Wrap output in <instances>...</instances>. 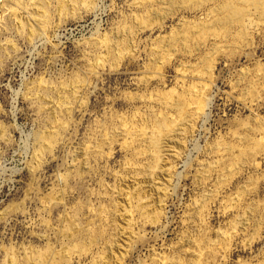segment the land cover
<instances>
[{
    "label": "rangeland",
    "instance_id": "rangeland-1",
    "mask_svg": "<svg viewBox=\"0 0 264 264\" xmlns=\"http://www.w3.org/2000/svg\"><path fill=\"white\" fill-rule=\"evenodd\" d=\"M0 264H264V3L0 0Z\"/></svg>",
    "mask_w": 264,
    "mask_h": 264
},
{
    "label": "bare ground",
    "instance_id": "bare-ground-1",
    "mask_svg": "<svg viewBox=\"0 0 264 264\" xmlns=\"http://www.w3.org/2000/svg\"><path fill=\"white\" fill-rule=\"evenodd\" d=\"M248 1H249V5H251L252 7L255 5H260V4L264 3V0H248ZM250 11H251V8L245 9V11H243V12H238L234 8L230 7V12L228 11L229 13L227 14L228 15L227 19L222 18V19H220L219 22H217V24H219V25L221 23L224 24L225 20H229V21L240 20V19L242 20L249 15ZM198 92L199 91L195 90V87H194V88L188 89L187 94H185V95H181L179 97L173 96L171 99L172 109L178 110L180 112V114H183V115L184 114L187 115L189 113L188 110L189 109L191 110L192 108L195 110V113H204L205 114L207 106H209L210 102H209V99L204 92H199L200 94ZM186 112H187V114H186ZM187 116H190V114H188Z\"/></svg>",
    "mask_w": 264,
    "mask_h": 264
}]
</instances>
